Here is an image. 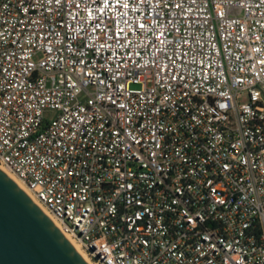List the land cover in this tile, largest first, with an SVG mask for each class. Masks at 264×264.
I'll return each instance as SVG.
<instances>
[{"label": "built area", "instance_id": "1", "mask_svg": "<svg viewBox=\"0 0 264 264\" xmlns=\"http://www.w3.org/2000/svg\"><path fill=\"white\" fill-rule=\"evenodd\" d=\"M0 164L93 264H264V0H0Z\"/></svg>", "mask_w": 264, "mask_h": 264}, {"label": "water", "instance_id": "2", "mask_svg": "<svg viewBox=\"0 0 264 264\" xmlns=\"http://www.w3.org/2000/svg\"><path fill=\"white\" fill-rule=\"evenodd\" d=\"M0 264H87L45 213L1 170Z\"/></svg>", "mask_w": 264, "mask_h": 264}, {"label": "bare ground", "instance_id": "3", "mask_svg": "<svg viewBox=\"0 0 264 264\" xmlns=\"http://www.w3.org/2000/svg\"><path fill=\"white\" fill-rule=\"evenodd\" d=\"M0 170L3 173H5V175H7L24 192L43 211V213H45V215L52 221V223L56 227H58L56 222L51 217V215L34 201V199L31 196V194L25 189V187L16 179V177L13 174H11L1 164H0ZM65 238L68 240V242L71 244V246L75 249V251L87 262V264H93L89 260L88 256L85 254V252L82 250V248L79 246V244L77 242L73 241L72 239L68 238L67 236H65Z\"/></svg>", "mask_w": 264, "mask_h": 264}, {"label": "rangeland", "instance_id": "4", "mask_svg": "<svg viewBox=\"0 0 264 264\" xmlns=\"http://www.w3.org/2000/svg\"><path fill=\"white\" fill-rule=\"evenodd\" d=\"M131 88H132V89H137L138 86H137V85H131Z\"/></svg>", "mask_w": 264, "mask_h": 264}]
</instances>
